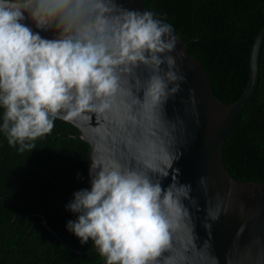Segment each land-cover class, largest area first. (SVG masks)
I'll list each match as a JSON object with an SVG mask.
<instances>
[{
  "label": "clouds",
  "instance_id": "clouds-1",
  "mask_svg": "<svg viewBox=\"0 0 264 264\" xmlns=\"http://www.w3.org/2000/svg\"><path fill=\"white\" fill-rule=\"evenodd\" d=\"M178 43L170 23L123 0H0V133L19 154L58 120L82 134L91 188L66 205L77 214L66 228L104 264H220L212 227L232 212L242 222L225 264H264V233L241 244L261 210L237 199L233 179L210 196L209 178H199L208 238L196 231L198 199L174 167L192 134L179 112L168 115L187 82ZM181 103L198 127L195 90Z\"/></svg>",
  "mask_w": 264,
  "mask_h": 264
},
{
  "label": "trees",
  "instance_id": "trees-1",
  "mask_svg": "<svg viewBox=\"0 0 264 264\" xmlns=\"http://www.w3.org/2000/svg\"><path fill=\"white\" fill-rule=\"evenodd\" d=\"M175 33L207 72L213 95L233 103L246 88L250 55L264 25V0H142ZM0 109V122H2ZM71 124L56 121L30 153L19 154L0 133V264H104L92 242L81 245L66 228L77 219L66 205L89 189V145ZM221 160L240 181L264 182V38L259 81L227 134ZM53 228L73 249L61 243Z\"/></svg>",
  "mask_w": 264,
  "mask_h": 264
},
{
  "label": "water",
  "instance_id": "water-1",
  "mask_svg": "<svg viewBox=\"0 0 264 264\" xmlns=\"http://www.w3.org/2000/svg\"><path fill=\"white\" fill-rule=\"evenodd\" d=\"M124 6L130 9H138L140 11L149 10L142 0H123ZM150 11V10H149ZM27 26L31 27L34 32H39L43 38L53 39V31H43L35 28L30 20H26ZM179 38L177 45L178 50L183 49L185 56L182 62V68L187 76V82L182 85V91L178 94L176 101L169 102L168 115L173 116L179 112L186 121L189 132L192 134L189 144L184 154L179 161L174 164V167L180 169L179 179L182 183H190L193 188L192 195L198 199L201 211L195 212L197 233L202 242L207 239V232L202 227V221L205 216V196L199 189L197 181L201 176L209 178L210 190L209 195H214L215 192L223 194L229 187V181L234 180L237 193V199L243 200L248 208H260L261 215L255 222V225H249L248 230L245 231L241 237V244H244L250 238V232L264 233V182L263 181H240L235 179L227 167L221 160V149L224 140L229 133L231 127L234 125L240 114L242 113L248 100L254 94L259 81V54L261 44L264 38V25L252 46L250 55V70L249 78L246 88L240 98L233 103H224L213 95L211 83L201 62L196 59L189 51V41H185L180 35L175 33ZM175 54V53H173ZM179 62V60H178ZM189 89L195 90L197 99V112L199 119V126L194 123L197 116L191 112L185 114L184 105L181 103L182 99H187ZM77 138H82L79 132ZM90 154V146L88 157ZM90 160L87 159V176L89 190L91 188L90 177L88 174ZM170 182V177L164 181V184ZM250 192H255L254 197H249ZM242 221L235 212L222 215L219 221L213 223L212 227V244L214 254L219 258L220 264H225V255L231 247L235 232ZM57 239L73 249L67 244L62 237L49 226L43 218L40 221ZM77 252H87L93 248L86 250H76Z\"/></svg>",
  "mask_w": 264,
  "mask_h": 264
}]
</instances>
